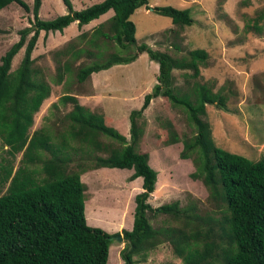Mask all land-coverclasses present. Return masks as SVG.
<instances>
[{
	"label": "trees",
	"instance_id": "trees-1",
	"mask_svg": "<svg viewBox=\"0 0 264 264\" xmlns=\"http://www.w3.org/2000/svg\"><path fill=\"white\" fill-rule=\"evenodd\" d=\"M62 2L67 13L44 21L39 17L41 0H33L30 26L19 31L18 41L0 59V140L6 148V157L0 156V264H107L110 245L118 236L125 242L119 252L122 264H137L135 257L145 259L164 241L171 244L182 264H264V154L252 161L216 147L203 117L206 105L226 111L227 96L198 82L186 90L175 85L173 71H191L187 78L196 79L207 52L195 49L176 58L147 44L136 46V26L130 18L136 10L147 8L149 0H103L80 11L73 9L70 0ZM13 3L29 11L23 0H0V11ZM110 11L113 16L89 36L80 35L88 52L70 47L66 53L76 59L84 52L94 57L78 69V83L92 74L133 63L143 53L158 64L151 92L144 96L140 109L129 114L130 141L111 119L91 112L68 94L59 98L72 106L63 118L67 128L59 133L41 128L30 134L34 115L51 94L41 71L33 68L32 53L40 33H63L73 23L81 28ZM154 13L181 28L193 22L189 9L162 6L155 7ZM21 49L23 58L11 72L12 60ZM69 65H63L65 74L70 72ZM57 75L61 81L64 74ZM157 98L185 111L194 134L179 136L168 122L166 143L182 144L180 158L190 159L195 167L190 178L202 182L219 214L202 216L195 205L180 208L177 201L158 207L149 203L157 172L150 166L148 154L135 149L141 137L137 120ZM100 138L119 146L111 148ZM102 149L108 150L107 157H96L89 166L81 161L72 168V156L78 151ZM102 168L132 170L130 181L142 179V191L134 197L132 228L121 235L86 223V187L81 176ZM158 215L170 217L178 226L154 228L150 217Z\"/></svg>",
	"mask_w": 264,
	"mask_h": 264
},
{
	"label": "rangeland",
	"instance_id": "rangeland-1",
	"mask_svg": "<svg viewBox=\"0 0 264 264\" xmlns=\"http://www.w3.org/2000/svg\"><path fill=\"white\" fill-rule=\"evenodd\" d=\"M23 1L29 11L15 3L0 11V59L18 41L19 31L29 27L33 19V0ZM101 1L70 0L76 11ZM41 2L39 17L44 21L67 13L62 0ZM162 6L189 9L193 20L191 26L181 28L173 25L170 19L155 14L154 8ZM147 8L136 10L130 18L136 26V46L147 44L155 51L176 58L195 49L205 50L208 58L205 65L200 66V75L193 80L187 78L191 71L175 70V85L186 90L188 85L198 82L209 86L213 92L221 91L226 95V111L206 105L203 119L211 128L212 141L218 148L258 161L264 154V17L261 18L264 0H149ZM107 19L93 21L81 28L73 23L63 33H40L32 53L33 68L41 71V76L51 87V94L34 115L30 134L41 128H53L58 133L67 128L63 118L72 106L59 102V98L68 94L77 97L79 103L93 113L111 119L113 126L130 141L129 114L140 109L144 96L151 92L156 83L158 64L143 53L133 63L114 66L78 83L75 76L78 69L90 64L94 57L84 52L76 59L66 53L70 47L73 51L78 48L89 50L80 41V35L86 33L89 36ZM133 49L130 54L134 53ZM23 54L24 49H21L14 57L11 72L18 68ZM64 63L70 64L67 74L63 70ZM58 72L64 74L61 81L57 80ZM168 122L179 136L190 137L195 132L185 111L164 98L153 100L143 117L137 120L141 137L135 149L148 154L149 164L157 172L156 188L149 203L158 207L177 201L180 208L195 205L202 216L219 214L209 201L202 182L190 178L195 167L190 159L180 158L182 144L167 145ZM100 141L111 148L119 146L108 138H100ZM5 150L0 140V156L6 157ZM84 153L88 152L78 151L72 156V168L78 162L83 161L89 166L96 157L108 156L107 149ZM19 158L20 155L15 167ZM131 174L132 170L102 168L81 176L86 187L87 225L120 235L123 230L132 228L134 197L142 191V179L130 181ZM150 220L154 228L178 226L164 215L151 216ZM124 245L123 240H113L107 264H122L119 252ZM135 260L137 264H182L166 241L149 252L145 259L135 257Z\"/></svg>",
	"mask_w": 264,
	"mask_h": 264
},
{
	"label": "crops",
	"instance_id": "crops-1",
	"mask_svg": "<svg viewBox=\"0 0 264 264\" xmlns=\"http://www.w3.org/2000/svg\"><path fill=\"white\" fill-rule=\"evenodd\" d=\"M108 13H110V14H108ZM108 13H106L105 15H103V16H101L99 19H97V20H94V21H103L104 19H106V18H111L112 16H113V12L112 11H110V12H108ZM112 13V14H111ZM107 19V20H108ZM93 22V21H92ZM91 23V22H90ZM101 23H103V22H101ZM89 25V24H88ZM85 26H87V25H85ZM82 105V104H81ZM84 106V105H83ZM86 107V106H85ZM92 112V111H91ZM130 230V229H129Z\"/></svg>",
	"mask_w": 264,
	"mask_h": 264
},
{
	"label": "water",
	"instance_id": "water-1",
	"mask_svg": "<svg viewBox=\"0 0 264 264\" xmlns=\"http://www.w3.org/2000/svg\"><path fill=\"white\" fill-rule=\"evenodd\" d=\"M117 240H118V241H122V240H123V239H122V236H118V237H117Z\"/></svg>",
	"mask_w": 264,
	"mask_h": 264
}]
</instances>
